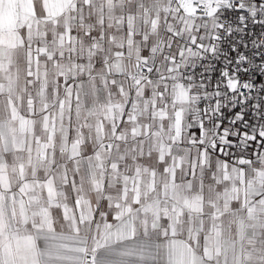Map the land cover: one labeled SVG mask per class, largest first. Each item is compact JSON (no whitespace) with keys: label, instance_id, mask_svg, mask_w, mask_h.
<instances>
[{"label":"crops","instance_id":"0c3cea01","mask_svg":"<svg viewBox=\"0 0 264 264\" xmlns=\"http://www.w3.org/2000/svg\"><path fill=\"white\" fill-rule=\"evenodd\" d=\"M230 1L0 0V264H264V142L182 73Z\"/></svg>","mask_w":264,"mask_h":264},{"label":"built area","instance_id":"2783aa9c","mask_svg":"<svg viewBox=\"0 0 264 264\" xmlns=\"http://www.w3.org/2000/svg\"><path fill=\"white\" fill-rule=\"evenodd\" d=\"M245 5H252L251 1L241 0ZM237 0L230 2H224L220 4L219 11V30L216 37L220 35L225 24L233 26V30L239 27L238 14L235 11ZM253 7L255 5H252ZM231 8L233 11L229 12ZM207 13V6L198 4L196 10L197 15H204ZM249 16V22L251 23V17L248 12L244 13ZM253 31L256 30L255 26H252ZM251 35V33H249ZM210 47H199L193 45L192 49L195 50L198 55L197 59L193 63L186 64L182 70L183 80L201 86L202 88L197 93V101L199 107L206 112V117L209 120H214L218 124L219 120H222L221 110L225 107L231 111L233 108L239 106L241 111L245 113V118L240 124V128H236L232 124L226 125L228 128V134L237 136L240 129L244 130V134L239 137L246 138L250 141L261 140L264 141V94L261 93V85L255 86V92H251L247 89H243L240 83L233 80L231 86H228L227 77L222 74L229 71L234 65L230 64V57L228 55V48L225 41L216 40ZM217 49L213 51V47ZM154 65H148L143 63L140 71L135 75L140 80L150 79L153 77ZM214 69H218L221 73L217 76ZM255 80V76L251 77ZM243 97V99H242ZM251 100L252 104H247L244 101ZM259 105V107H257ZM250 113V114H249ZM217 133L219 136L224 135L219 124ZM98 255V243H95L89 248L84 256L83 264H96Z\"/></svg>","mask_w":264,"mask_h":264},{"label":"snow or ice","instance_id":"6c2138e0","mask_svg":"<svg viewBox=\"0 0 264 264\" xmlns=\"http://www.w3.org/2000/svg\"><path fill=\"white\" fill-rule=\"evenodd\" d=\"M252 5H245L241 0H237L235 11L238 14L239 27L233 30L232 25L225 24L216 40L223 42L226 38L230 64L234 65L229 71L222 74L227 77L228 86L230 87L232 81L236 80L243 89L255 92V86L259 84L261 85L260 91L264 94V0H252ZM228 11L231 12L233 9L229 8ZM245 12L249 13L251 23L249 16L244 14ZM253 25L256 28L255 31L252 29ZM213 51H217L215 45ZM214 71L217 76L221 75L218 69H214ZM252 76H255V80L251 79ZM244 102L253 103L251 100ZM221 115L223 119L219 120L218 124L223 133L229 131L225 125L232 124L236 128H240V124L245 118V113L239 106L231 111L225 107L221 110ZM242 134H244V130L240 129L237 136ZM228 138L232 141L235 140L231 135ZM217 147L219 150L220 146Z\"/></svg>","mask_w":264,"mask_h":264},{"label":"rangeland","instance_id":"374dc122","mask_svg":"<svg viewBox=\"0 0 264 264\" xmlns=\"http://www.w3.org/2000/svg\"><path fill=\"white\" fill-rule=\"evenodd\" d=\"M236 145V144H235ZM239 145V149L243 150V151H248L249 149V144H248V141H239V144H237V146Z\"/></svg>","mask_w":264,"mask_h":264},{"label":"trees","instance_id":"16d2710c","mask_svg":"<svg viewBox=\"0 0 264 264\" xmlns=\"http://www.w3.org/2000/svg\"><path fill=\"white\" fill-rule=\"evenodd\" d=\"M233 146H235V144Z\"/></svg>","mask_w":264,"mask_h":264}]
</instances>
